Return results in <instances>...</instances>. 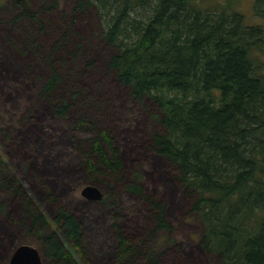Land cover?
Returning a JSON list of instances; mask_svg holds the SVG:
<instances>
[{
	"label": "trees",
	"instance_id": "trees-1",
	"mask_svg": "<svg viewBox=\"0 0 264 264\" xmlns=\"http://www.w3.org/2000/svg\"><path fill=\"white\" fill-rule=\"evenodd\" d=\"M10 1L17 12L0 23L11 31L20 20L35 21L40 10H51L41 5L33 11L29 0ZM236 5L234 0L220 7L199 0H72L70 13L96 8L101 39L114 49L108 67L116 81L137 101L147 97L157 108L160 129L152 134L151 149L173 166L175 181L190 197L203 250L217 256L218 264H264V27L248 24ZM253 8L264 18V0H255ZM63 31L47 51L38 45V30L22 37L23 45L43 53L50 71L40 97L62 119L78 95L75 86L60 92L74 72L52 61L62 51L61 65L69 69L77 56L61 46L67 39ZM71 127L82 135L73 136L72 145L86 182L102 190L99 203L113 220V264H165L166 238L157 237L170 231L165 205L148 197L136 178L124 180L113 135L93 116L81 113ZM119 187L147 205L152 230L137 237L119 226L114 210L120 207ZM0 191L19 204L14 213L0 200V215L20 232L18 245H36L42 264H94L76 213L60 206L47 217L2 155Z\"/></svg>",
	"mask_w": 264,
	"mask_h": 264
},
{
	"label": "rangeland",
	"instance_id": "rangeland-1",
	"mask_svg": "<svg viewBox=\"0 0 264 264\" xmlns=\"http://www.w3.org/2000/svg\"><path fill=\"white\" fill-rule=\"evenodd\" d=\"M199 1L220 7L231 0ZM234 1L248 24L264 27V18L254 12L255 0ZM52 2L29 0L33 11H38L41 5L51 6V10H40L35 21L20 20L12 31L0 23V155L47 217L60 206L76 213L94 264H113V220L105 213L100 200H88L80 195L81 188L88 183L80 156L72 145L73 136L82 135L73 131L71 121L81 113L93 116L99 126L113 135L122 160L124 180L129 182L136 178L148 197L165 205L170 231L157 234L166 238L165 264H218V257L201 247L200 224L191 212L190 197L175 181L173 166L151 149L152 134L160 129L154 117L158 114L157 108L147 97L142 101L134 99L108 67L114 49L101 39L102 23L96 8L86 7L74 17L70 13L72 0ZM1 6L0 18L4 19L16 14L14 9H18L10 0H0ZM26 30L30 34L39 31L38 45L42 51H47L63 30H67L66 42L61 46L77 53L69 69L60 62L64 52L57 51L52 59L62 71L72 69L74 72L63 81L60 92L70 91L72 86L78 88V95L71 99L72 109L64 119L55 116L40 97V87L50 68L44 64L42 52L23 45ZM60 92H56L57 97ZM118 198L120 207L114 210L124 231L138 237L153 229L154 221L140 198L122 191L121 187ZM0 200L8 210L19 211L18 202L10 195L0 191ZM4 220L0 215V262L9 264L21 235Z\"/></svg>",
	"mask_w": 264,
	"mask_h": 264
},
{
	"label": "water",
	"instance_id": "water-1",
	"mask_svg": "<svg viewBox=\"0 0 264 264\" xmlns=\"http://www.w3.org/2000/svg\"><path fill=\"white\" fill-rule=\"evenodd\" d=\"M80 195L88 200H100L103 196L98 187L89 184L81 188ZM9 264H42V259L35 246L22 243L13 250Z\"/></svg>",
	"mask_w": 264,
	"mask_h": 264
}]
</instances>
